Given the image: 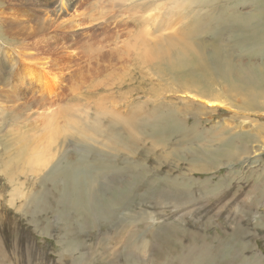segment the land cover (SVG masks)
<instances>
[{
  "label": "rangeland",
  "instance_id": "rangeland-1",
  "mask_svg": "<svg viewBox=\"0 0 264 264\" xmlns=\"http://www.w3.org/2000/svg\"><path fill=\"white\" fill-rule=\"evenodd\" d=\"M241 1L0 0V264H192L202 254L212 258L205 264H244L242 241L250 262L264 264V132L254 126L264 124V96L229 93L227 83L206 69L193 85L197 75L189 67H166L168 55L182 45L193 55L197 45L188 33L198 22L239 2L233 11L249 12ZM228 36L217 45L235 50V70L248 71V56ZM198 38L209 50L216 45L214 35ZM192 94L212 95L223 107L194 103ZM171 113L200 138L182 142L179 156L167 143L169 154L150 151L139 161L123 152V158L167 164L166 176L190 182L178 199L133 205L121 211L120 222H134L92 229L83 213L63 204L59 186L45 181L63 157L73 161L78 151L91 160L85 148L106 151L92 126L153 125L155 115ZM230 136L232 148L222 146ZM219 152L232 156L219 158ZM106 182L92 184L97 197L107 196ZM139 225L154 229L158 241L145 237L126 245L123 237L134 238ZM174 229L192 234L182 253L167 233L161 240Z\"/></svg>",
  "mask_w": 264,
  "mask_h": 264
},
{
  "label": "bare ground",
  "instance_id": "bare-ground-1",
  "mask_svg": "<svg viewBox=\"0 0 264 264\" xmlns=\"http://www.w3.org/2000/svg\"><path fill=\"white\" fill-rule=\"evenodd\" d=\"M239 3L234 4L239 6ZM234 4L230 7L221 9L216 16L195 24L192 31L188 33L190 38L195 41V46L197 45V47L193 49V55L188 51L190 46L182 45L180 49L168 55L166 67L169 69L174 65L176 66L174 68L189 67L191 74L193 75L195 73L197 75L196 82L194 81L193 85L200 82L197 80L198 75L201 70L202 73H204L206 69L208 70V74L220 80H224V82L227 83L224 89L225 91L229 92L233 89L237 91L238 95L242 94L251 99L262 97L264 95L260 94L264 90V0H242L241 4L243 6L250 7L249 12L243 10H240L241 13L234 12ZM200 34L214 35L216 45L210 50L207 49L202 45L204 42L198 38ZM223 34H228L231 45L236 46L241 54L244 53V55L248 56L247 59L249 62H247L246 65L250 67L248 71L235 70L233 65L234 55L231 54L235 50L232 51L231 48H228L229 45L221 47L217 45V43L221 41ZM235 71L237 73L234 75L233 72ZM224 84L225 83H223V85ZM179 86L183 89L187 88L195 93L193 87L186 82H180ZM245 88H252L254 90L253 94L250 90ZM197 90L199 91L198 88ZM234 93L237 96V93ZM193 94L190 95V98H192L194 103H198L199 100H201L200 102H202V104L200 103V105L206 108L214 109L216 107H223L222 102L219 100L217 101L215 98H210L212 95H209L210 97L204 96L205 99H202ZM162 115H155V117L152 118L155 120L152 122H155L153 125H150L151 123L148 125H140V122L139 124L126 126L127 128H118L114 122H110L105 129H102L100 124L99 126H92L93 128L91 127V129L96 133V136L102 138V141L104 140L100 145L106 149V151L100 152V149L96 151L93 148H85V152L92 153L90 154L92 155L91 160L83 159L86 158V155L83 156V153L78 151L73 161L69 156L63 157L61 158V164L56 163V166L46 175L45 181L49 183V186L60 187H58L61 191L60 195L66 200L63 204H66L67 208L71 210V213H83V223L87 224L92 229L102 222H109L113 227L119 224H125L126 222H134L129 218H122V221H126L120 222L121 211H126L133 205L144 203L151 206L154 203L164 202L166 196L178 199L179 194L187 193L186 188L190 182H186L182 178L171 179V177L166 176L165 173L167 171L165 170L168 169V167H166L167 164L164 163V166H160L161 163L156 166H148L146 163L139 162L133 164L129 162V157L126 158L128 161L123 158V152H127V154L135 153L134 156L137 154L139 161L147 160L146 156L149 155L150 151L160 152L163 155L169 154L170 152L167 153L166 151L168 149L165 148L167 143L168 146L173 144L175 147L171 150L173 153L170 154H174L175 150L176 154L179 156L180 147L183 144L182 142L191 144L200 138V136L193 133V131L186 132V130L182 128L184 124L182 123L183 125L181 126V124H179L181 120L179 119V122L176 121L178 118L175 119L172 117V113L171 116L168 115L167 117L164 115L163 117ZM243 121L238 123L243 125L245 124ZM254 126L257 129V133L264 132V124L257 122ZM145 130H148V133ZM231 139L227 140L225 144L222 143V146L232 148L231 144L233 143V139ZM240 139L243 140V138ZM147 140L150 145L147 144ZM80 147V151L83 152V146ZM217 155L219 158H225L229 154L219 152ZM230 155L232 156V154ZM40 161L43 163L42 159ZM175 175L177 177L181 176L179 171L175 172ZM163 177L166 178L163 179ZM101 181L110 182V184L106 182L109 184V187L105 188L107 190H105L107 194L105 198L97 197L96 194H94L96 190L92 189L93 187L95 188V186L92 187L94 182L97 184ZM172 186L173 189L171 188ZM38 198L34 203L38 201ZM115 207H117L118 210L114 212ZM115 219H117V223H113ZM139 227L141 232L136 233L134 238H132V234L123 237H127L125 241L126 245L136 243L138 240H144L145 237L149 242L158 241L153 238L154 229L150 230L148 228V231L145 232L141 225H139ZM166 233L169 239L175 241V246L181 245L180 248H176V250L180 249V252L183 249L184 243L192 240V234H181L178 233L176 229L172 230V232L170 230L167 232L165 231V237L161 238V240H166ZM241 233L243 234V231ZM169 239L168 241H170ZM247 247V243L243 241L239 243V254H241L242 263L254 264V262H250L252 260L247 258L245 253ZM156 251L159 254L160 251L158 248ZM168 253L170 254L171 252ZM153 254L155 253L153 252ZM205 255L202 254L197 256L196 258H198V260H193L192 262L195 263L192 264L209 263L212 258ZM254 259L256 258L254 257L253 260ZM187 262L188 261H186V263Z\"/></svg>",
  "mask_w": 264,
  "mask_h": 264
}]
</instances>
